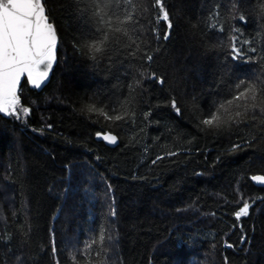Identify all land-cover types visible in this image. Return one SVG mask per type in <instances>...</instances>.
I'll list each match as a JSON object with an SVG mask.
<instances>
[{
  "label": "trees",
  "instance_id": "1",
  "mask_svg": "<svg viewBox=\"0 0 264 264\" xmlns=\"http://www.w3.org/2000/svg\"><path fill=\"white\" fill-rule=\"evenodd\" d=\"M154 3L113 0L104 19L131 13L128 35L109 33L93 60L106 28L94 0H46L60 39L51 80L41 92L24 81L27 117L0 113V264H264L251 179L264 175V114L202 123L241 80L264 88V0H163L171 30Z\"/></svg>",
  "mask_w": 264,
  "mask_h": 264
},
{
  "label": "snow or ice",
  "instance_id": "2",
  "mask_svg": "<svg viewBox=\"0 0 264 264\" xmlns=\"http://www.w3.org/2000/svg\"><path fill=\"white\" fill-rule=\"evenodd\" d=\"M112 2L113 0H94L97 9L94 15L100 17L106 28H98L97 31L102 32V35L87 46L93 60L98 59L107 50L106 46L110 42L109 33L128 35V29L122 25L132 21L131 13L122 20L117 17V26H113L111 17L107 20L104 19L108 15L104 10L109 8ZM116 2L119 3V0ZM124 2L131 5L133 0H124ZM154 6H158L160 9L157 23L163 20L167 29L171 30L172 23L163 0H155ZM240 19L243 20L244 17L241 15ZM156 38H160L159 34ZM168 38L169 32L166 31L163 39L167 40ZM57 42V32L49 18L46 0H0V113L15 116L17 119L30 114L28 107L21 106V80L26 77L28 83L33 87H41L56 61ZM232 51L236 53L233 59L241 55L240 49L235 45H233ZM250 51L255 52L256 50L252 48ZM147 59L150 61L152 57L148 55ZM160 82L163 83L162 80ZM236 88L238 91L232 99L222 103L216 112L202 120L204 125L214 128L227 127L231 123L239 122V118L245 116L247 112L256 109L264 114V88L256 83H245L244 80H241ZM173 107H175V102H173ZM88 111L97 113L110 121H120L128 115L126 110L123 113L114 112L110 115L103 108L98 109L94 105H90ZM97 136H101V133H97ZM102 139L109 144L117 143V136L112 134H104ZM251 179L264 185V175H255ZM250 207L251 205L245 201L235 211L236 219L239 221L241 217L248 216ZM104 240L105 237L101 233L99 240H93L87 244L85 251L91 249L93 244H102ZM227 246L232 247L230 244ZM53 251L55 252V248ZM73 260H76L75 256H73Z\"/></svg>",
  "mask_w": 264,
  "mask_h": 264
},
{
  "label": "water",
  "instance_id": "3",
  "mask_svg": "<svg viewBox=\"0 0 264 264\" xmlns=\"http://www.w3.org/2000/svg\"><path fill=\"white\" fill-rule=\"evenodd\" d=\"M54 27H55V26H54ZM55 29H56V28H55ZM56 32H57V30H56ZM57 36H58V33H57ZM59 41H60V39H59V36H58L57 46L59 45ZM25 80H27L26 77L22 78V80H21V88H22V85H23V83H24ZM50 80H51V72L49 73V76H48L47 80L44 81V83L41 85L40 88H35V87H33L30 83H29V84L32 86L33 89H35L36 91L41 92V91H43L44 88L49 84ZM105 134H112V135H115V134L110 133V132L105 133ZM115 136H116V135H115ZM102 140H103V139H102ZM103 141H104V143H105L107 146H109V147H115V146L118 145V143H119V139H118V137H117V143H116V144H109V143L106 142L105 140H103ZM253 183H254L257 187H263V188H264V185L258 184V183H256L254 180H253Z\"/></svg>",
  "mask_w": 264,
  "mask_h": 264
}]
</instances>
